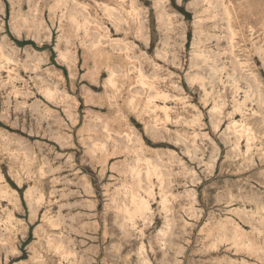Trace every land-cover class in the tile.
Masks as SVG:
<instances>
[{"label":"rangeland","instance_id":"rangeland-1","mask_svg":"<svg viewBox=\"0 0 264 264\" xmlns=\"http://www.w3.org/2000/svg\"><path fill=\"white\" fill-rule=\"evenodd\" d=\"M64 1L0 0V264H264V0Z\"/></svg>","mask_w":264,"mask_h":264},{"label":"bare ground","instance_id":"bare-ground-1","mask_svg":"<svg viewBox=\"0 0 264 264\" xmlns=\"http://www.w3.org/2000/svg\"><path fill=\"white\" fill-rule=\"evenodd\" d=\"M57 1H58V0H57ZM61 1H63V0H61ZM65 1H66V0H65ZM65 1H64V2H65ZM73 2H74V1H73ZM76 2H78V1H76ZM65 3H66V2H65ZM55 4H56V3H55ZM62 4H64V3L62 2ZM74 4H75V3H74ZM81 4H82V3H81ZM56 5H57V4H56ZM65 5H66V4H65ZM78 5H79L78 7H80V1H79V4H78ZM83 5H84V4H83ZM57 6L60 7V5H57ZM57 6H56V7H57ZM61 6H62V5H61ZM84 6H85V5H84ZM67 7H68V6H67ZM73 7H75V6H73ZM73 7H72V8H73ZM82 7H83V6H81V8H82ZM57 8H58V7H57ZM60 8H61V7H60ZM60 8H58V9H60ZM63 8H64V5H63ZM69 8H70V7H69ZM75 8H76V10H78L77 6H76ZM83 8H84V7H83ZM85 8H86V6H85ZM85 8H84V10H86ZM108 8H109V7H108ZM112 8H113V7H112ZM112 8H111V9H112ZM115 8H116V7H115ZM111 9H110V10H111ZM79 10H81V9H79ZM79 10H78V11H79ZM106 10H107V9H106ZM110 10H109V11H110ZM115 10H116V12H117V9H115ZM74 11H75V10H74ZM81 11H82V10H81ZM81 11H80V13H81ZM111 11H112V10H111ZM225 11H226L227 15L230 14L229 12H227L226 9H225ZM225 11H224V12H225ZM71 12H72V11H71ZM113 12H114V11H113ZM113 12H112V13H113ZM63 13L65 14V10H64ZM66 13H67V12H66ZM69 13H70V11H69ZM72 13H73V12H72ZM82 13H83V12H82ZM82 13H81V14H82ZM117 13H118V12H117ZM119 13H120V12H119ZM119 13H118V14H119ZM74 14H75V13H74ZM120 14H121V13H120ZM120 14H119V15H120ZM87 15H88V17H89V14H87ZM109 15H110V14H109ZM112 15H113V14H112ZM69 16H71V17H69V18H71V23H72V24H75V23L78 24L79 21L77 22V17H76V16H79V15H76V16H75V15H73V14H72V15L70 14ZM82 16H83V15H82ZM85 16H86V15H85ZM64 17H65V16H64ZM86 18H87V17H86ZM84 19H85V18H84ZM69 21H70V20H69ZM89 22H90V20H89ZM7 24H8V23H7ZM79 24H80V23H79ZM79 24H78V25H79ZM83 24H85V23H83ZM86 24H87V23H86ZM86 24H85V25H86ZM89 24H90V23H88V25H89ZM86 27H88V26H86ZM78 28H79V27H78ZM64 29H65V28H64ZM61 30H62V29H61ZM78 30H79V29H78ZM79 31H81V30H79ZM87 31H88V30H87ZM77 32H78V31H77ZM81 32H83V31H81ZM64 33H65V32H64ZM86 33H87V32H86ZM88 33H89V32H88ZM84 35H86V34H84ZM89 35H90V34H89ZM89 35H88V37H89ZM81 36H82V35H81ZM92 43H94V42H92ZM96 44H97V43H95V45H96ZM98 44H99V43H98ZM95 45H94V47H95ZM90 47H91V46H90ZM96 47H98V45H96ZM92 48H93V47H92ZM98 48H99V47H98ZM96 50H97V49H96ZM99 50H100V49H99ZM96 52H97V51H96ZM101 52H102V50H101ZM100 54H101V53H100ZM102 55H103V54H102ZM110 57H111V56H110ZM105 59H106V58H105ZM108 59H109V58H108ZM107 69H110V68L108 67ZM111 71H112V69H111ZM114 71H115V70H114ZM139 74H141V76H142V73H139ZM139 74H138V75H139ZM108 75H109V74H108ZM111 75H113V73H112ZM111 75H109V76L111 77ZM114 75H115V74H114ZM139 76H140V75H139ZM142 77H143V76H142ZM107 78H108V77H107ZM112 79H113V78H112ZM112 79H111V80H112ZM140 79H141V77H140ZM141 80H142V79H141ZM147 80H148V79H147ZM107 81H108V80H107ZM113 82H115V81H113ZM113 82H112V83H113ZM139 82H140V81H139ZM110 83H111V82H110ZM110 83H108V84H110ZM113 84H114V83H113ZM141 84H142V83H141ZM142 85H144V83H143ZM107 86H108V85H107ZM110 86H111V84H110ZM110 86H109V88L112 89V87H110ZM112 86H113V85H112ZM148 86H150V85H148ZM148 86H147V87H148ZM152 86H154V85H151L150 87H152ZM113 87H114V86H113ZM150 87H148V88H150ZM155 90H156V89H155ZM45 91H46V94L51 95V94H50V91H49L48 89L45 90ZM117 91H118V90H117ZM157 92H159V91H157ZM161 92H162V91H161ZM161 92H160V93H161ZM114 93H115V92H113V94H114ZM155 94H156V93H155ZM115 95H116V94H115ZM159 95H160V94H159ZM161 96H162V95H161ZM163 96H164V94H163ZM132 98H134V97L132 96ZM128 99H129V98H128ZM129 100H130V99H129ZM133 101H135V98H134V100H132L131 102H133ZM131 104H133V103H131ZM240 124H241V122H240ZM240 124H239V127H240ZM243 125H244V123H243ZM236 126H237V125H236ZM244 126H245V125H244ZM246 126H249V125L247 124ZM236 128H237V127H236ZM241 128H242V127H241ZM242 129H243V128H242ZM247 129H248V128H247ZM247 129H245V130H247ZM249 129H250V128H249ZM242 131H243V130H242ZM250 131H251V130H250ZM247 132H248V130H247ZM252 132H253V131H252ZM248 133H249V132H248ZM248 133H247V134H248ZM250 133H251V132H250ZM250 133H249V134H250ZM241 134H242V132H241ZM243 134H244V133H243ZM249 134H248V135H249ZM252 134H253V133H252ZM244 135H245V134H244ZM250 135H251V134H250ZM251 137H252V136H251ZM248 138H249V137H248ZM248 138H247V139H248ZM147 164H148V163H147ZM146 166H150V163H149L148 165H146ZM151 166H152V165H151ZM152 167H153V166H152ZM55 168H56V167H55ZM147 169H148V168H147ZM134 170H135V169H134ZM148 170H149V169H148ZM132 171H133V170H132ZM146 172H147V170H146ZM137 174H138V173H137ZM147 174H148V173H147ZM138 175H139V174H138ZM138 177H139V176H138ZM131 196H132V194H131ZM132 200H133V199H132ZM134 200H135V199H134ZM146 208H147V207H146L145 204H142L141 202L138 203L137 209H138L139 212H142V211L145 210ZM66 225H67V224H66ZM53 229H54V228H53Z\"/></svg>","mask_w":264,"mask_h":264}]
</instances>
